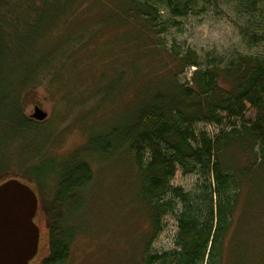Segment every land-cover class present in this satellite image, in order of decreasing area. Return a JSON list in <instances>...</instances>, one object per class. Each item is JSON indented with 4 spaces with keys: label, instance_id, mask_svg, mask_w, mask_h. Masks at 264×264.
<instances>
[{
    "label": "rangeland",
    "instance_id": "obj_1",
    "mask_svg": "<svg viewBox=\"0 0 264 264\" xmlns=\"http://www.w3.org/2000/svg\"><path fill=\"white\" fill-rule=\"evenodd\" d=\"M94 1L83 0L70 26L59 30L38 50L35 43L24 48L17 42L13 55L0 69V175L8 170L23 172L30 168L29 176L35 183L40 208L46 210L43 219L48 227L42 233V249L34 264H42L49 253L47 232L52 230L53 216L55 222L59 217L61 227L57 239L70 243V256L62 264H145L147 244L153 252L173 250L178 232L175 213L164 216L161 231L152 239L151 218L146 205L140 202L138 168L131 154L116 151L117 141L113 140L114 149L99 156L93 138L130 122L139 101L138 90L146 85L143 81H147L148 74H165L153 57L161 44L181 53L193 50L204 63L212 56L228 60L239 53H264V46H250L244 39L246 20L234 10V3L220 0L183 18L165 13L159 27L164 31L153 37L149 53L138 59L133 28L122 21L103 22L113 16L112 11L101 5L103 1L110 4V0ZM93 26L100 31L86 43L90 36L86 30ZM78 28L85 37L73 48L76 36L72 33ZM41 51L52 53L49 65L52 72L23 104V112L37 121L31 114L38 104L49 115L38 121L44 122L39 128L42 135L32 129L14 134L8 118V97L21 87V76L31 74L37 80ZM179 69L174 70L176 79L184 82L196 68L184 72ZM258 116V109L250 106L246 117L254 122ZM200 127L208 128L213 134L222 130L204 123ZM36 138L44 143L38 152L44 159L31 162L29 159L39 146L27 148ZM258 149L253 142L246 149L231 146L224 157L225 163L254 164L260 159ZM48 158H58L59 163L56 166L46 163ZM81 158L92 169V182L74 195L65 193L60 202L56 176ZM231 159L235 161L230 162ZM200 181V173L179 171L172 185L191 190ZM245 183L238 211L223 242L222 264H264V163L247 175Z\"/></svg>",
    "mask_w": 264,
    "mask_h": 264
},
{
    "label": "trees",
    "instance_id": "obj_2",
    "mask_svg": "<svg viewBox=\"0 0 264 264\" xmlns=\"http://www.w3.org/2000/svg\"><path fill=\"white\" fill-rule=\"evenodd\" d=\"M82 1L0 0V69L18 44L30 48L35 43L38 50L59 30L69 27L73 15L81 10ZM99 1L102 0L94 2L101 3ZM219 1L110 0V4L103 1L101 5L113 12L109 21L103 19V22L112 24L117 20L133 28L139 59L149 53L153 37L164 31L159 27L165 13L183 18L198 9L204 11ZM228 1L234 3V10L246 20L242 34L246 42L254 47L264 46V0ZM99 12L102 17V11ZM90 28L86 30L90 34L86 43L100 31L98 27ZM72 35L77 37L73 42L75 48L85 33L78 28ZM40 55L37 80L35 76L30 77L31 74L21 76V87L8 97V118L14 134H23L29 129L39 131L40 135L43 133L39 128L44 122L32 120L23 112V104L52 72L49 70L52 53L41 51ZM154 55V61L161 65L165 74H148L147 81H143L146 85L138 90L139 101L130 122L93 138L95 153L99 156L108 154L114 149L115 140L116 151L131 154L138 168L140 202L146 205L151 218L152 239L161 231L164 216L176 215L175 248L158 253L151 251L147 244L145 264H222L223 242L238 211L246 177L264 163V53H239L228 60L212 56L204 63L193 50L181 53L161 44ZM193 66L196 69L189 79L184 82L176 79L175 69L180 67V72H184ZM140 73L138 65L136 75L139 77ZM11 85H15L14 81ZM250 106L259 111L254 122L246 117ZM203 123L222 130L213 134L208 128L200 127ZM36 140H31L27 148L39 146L29 159L31 162L44 159L38 153L44 143L39 138ZM250 142L260 147L256 152L259 160L249 166L225 163L229 147L246 149ZM57 159L48 158L46 163L56 166ZM73 163L74 166L67 165L61 175L56 176L60 202L65 193L74 195L92 182L89 163L82 158ZM179 171L200 173L202 181L191 190L176 187L172 180ZM29 172L30 168L23 172L8 170L0 175V183L9 177L34 183ZM45 211L40 208L38 214L43 234L48 227L43 219ZM54 218L50 226L52 230L47 232L49 253L42 264H62L70 256V243L57 239L61 227L59 217L57 222Z\"/></svg>",
    "mask_w": 264,
    "mask_h": 264
},
{
    "label": "water",
    "instance_id": "obj_3",
    "mask_svg": "<svg viewBox=\"0 0 264 264\" xmlns=\"http://www.w3.org/2000/svg\"><path fill=\"white\" fill-rule=\"evenodd\" d=\"M48 115L36 104L31 117L43 121ZM34 184L18 177L0 183V264H34L42 249L40 201Z\"/></svg>",
    "mask_w": 264,
    "mask_h": 264
},
{
    "label": "flooded vegetation",
    "instance_id": "obj_4",
    "mask_svg": "<svg viewBox=\"0 0 264 264\" xmlns=\"http://www.w3.org/2000/svg\"><path fill=\"white\" fill-rule=\"evenodd\" d=\"M42 263H43V261H42Z\"/></svg>",
    "mask_w": 264,
    "mask_h": 264
}]
</instances>
